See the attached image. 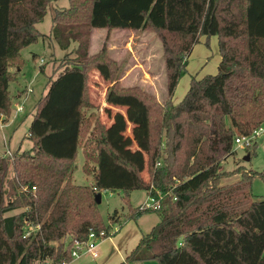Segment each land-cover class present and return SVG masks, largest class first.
I'll return each mask as SVG.
<instances>
[{
    "label": "trees",
    "instance_id": "1",
    "mask_svg": "<svg viewBox=\"0 0 264 264\" xmlns=\"http://www.w3.org/2000/svg\"><path fill=\"white\" fill-rule=\"evenodd\" d=\"M55 1L0 0V117L11 113L9 88L21 70V51L44 37L37 25ZM93 28L157 33L166 64L164 105L115 83L119 65L105 48L89 55ZM50 36L70 51L55 58L59 65L36 103L28 135L33 146L0 153V264H68L74 240H87L90 230L109 233L149 212L160 222L120 264H264V197L252 193L264 171L222 168L236 153V138L264 125V0H69L55 10ZM215 36L217 73L193 76L183 100L174 103L193 47L202 38L209 46ZM73 42L78 46L71 49ZM93 70L114 82L107 103L126 111L109 127L97 121L88 130L83 169L93 184L79 185L72 175L91 123L85 116L93 107ZM129 124L132 137L125 134ZM146 166L150 181L142 177ZM236 174L239 179L227 181ZM151 185L164 194L161 208L133 207L130 192ZM107 190L123 192L128 211L115 210L105 224L96 195ZM27 222L41 224L35 238H24Z\"/></svg>",
    "mask_w": 264,
    "mask_h": 264
},
{
    "label": "rangeland",
    "instance_id": "2",
    "mask_svg": "<svg viewBox=\"0 0 264 264\" xmlns=\"http://www.w3.org/2000/svg\"><path fill=\"white\" fill-rule=\"evenodd\" d=\"M69 6V0H56L50 7L49 12L44 20L37 26L44 34L35 44L24 48L21 51V70L16 74L17 78L10 83V94L13 97L11 105V113L4 117H0V153L7 154L11 151L13 154L17 150H29L33 143L28 139L30 126L33 121V114L36 110V103L39 102L41 96L47 90V82L49 76L53 74L59 63L55 58L64 57L70 50H63L59 47L54 38L50 36L52 18L56 9H62ZM106 36L105 31L97 30L88 32L87 43L89 55L98 54L105 48L106 55L109 59L115 61L119 65L116 72L115 83H118L125 88H139L156 98L157 102L164 105L168 99L167 93V75L164 50L162 41L153 31H137L131 37L119 34L118 31L112 32ZM82 40V39H81ZM77 42H73L71 49L76 48ZM220 53L218 49L217 37H212L209 46L202 38L200 43L196 44L189 56L188 72L179 81L178 87L173 96V102L179 103L183 100L190 86V81L193 76L199 79L207 74H215L218 71L220 63ZM41 66H44L46 74L41 72ZM15 72V69H12ZM89 99L93 105L92 109L86 111V122L91 120L90 126H85L82 134V145L79 150L72 180L79 185H92L93 177L84 172L83 165L85 158L83 155L86 140L88 139V130L92 129L97 121L109 127L113 123V116L118 113H124L126 109L109 105L107 96L114 82L104 79L101 74L93 70L89 74ZM21 93V96H19ZM22 107L21 111L18 108ZM107 109H110L112 115L109 116ZM132 125L126 131V135L132 137ZM264 128V125L262 126ZM89 139H91L89 137ZM255 146V152L252 153L246 146L234 143L235 155L230 156L222 163V168L225 171H234L242 169L244 171H264V136L257 135L252 146ZM134 149L137 145L134 144ZM14 170L11 167L9 174L10 178L14 179ZM142 177L146 181H150L148 167L142 173ZM240 174L232 175L227 181L234 182L239 179ZM252 193L255 198L264 197V181L260 177H256L253 181ZM148 191L144 189H136L130 192V203L133 207L140 206L148 197ZM102 201L98 205L99 212L105 224L109 223L110 216L115 210L120 213H127L128 208L125 203L124 193L121 191H103L101 192ZM24 208L18 209L9 213L20 214ZM128 215V214H126ZM160 222V217L155 212H149L142 215L137 221L128 218L122 222V228L117 230L123 237L116 239V245L112 246L106 240L115 237L117 232L111 228L110 238H103L104 246L108 243L112 246L107 249V254L103 260H98L101 264L104 260L112 259L117 261L119 254L126 250L128 241L133 238V234L140 236L141 231L144 234ZM123 229V230H122ZM119 233H117L119 235ZM68 242V239H67ZM122 247V248H121ZM122 249V250H121ZM100 252H103V247ZM103 255V253H102ZM101 260V261H100ZM71 263V262H70ZM97 264L91 259L74 260L73 264ZM133 263V262H132ZM69 264V263H68Z\"/></svg>",
    "mask_w": 264,
    "mask_h": 264
},
{
    "label": "built area",
    "instance_id": "3",
    "mask_svg": "<svg viewBox=\"0 0 264 264\" xmlns=\"http://www.w3.org/2000/svg\"><path fill=\"white\" fill-rule=\"evenodd\" d=\"M21 110H22V107H19L18 111H21ZM260 134L264 136V128L262 127L255 129L250 135L238 136L236 138V143L249 148L250 146L253 145L256 139V136ZM7 155H12V152L8 151ZM175 180H176V183L180 182L179 179H175ZM148 193H149L148 197L146 198L144 203L139 206V209L140 210L160 209L162 206V201L164 199V194H162L159 190H155L154 185H151ZM118 229L119 227L116 226L115 230L117 231ZM40 231H41V224L34 225V224L27 222L25 226L24 238H35L39 234ZM111 235H114V234H112L111 232L107 233L105 230H102L100 232L90 230L87 240L85 241L74 240L73 245H72L73 258H79L83 255H89L93 259H97L100 255L99 246L101 244V240L103 238L110 237Z\"/></svg>",
    "mask_w": 264,
    "mask_h": 264
},
{
    "label": "crops",
    "instance_id": "4",
    "mask_svg": "<svg viewBox=\"0 0 264 264\" xmlns=\"http://www.w3.org/2000/svg\"><path fill=\"white\" fill-rule=\"evenodd\" d=\"M38 27V26H37ZM39 29V28H38ZM51 29H52V26H51ZM97 30H101V31H105L106 32V36H108V34H109V32H108V30L107 29H100V28H93L92 29V32L93 31H97ZM115 31V33H116V31H118V33L119 34H124V36L126 35V36H129V37H131V35H133L134 33H136L137 31H134V30H128V29H115V30H113L112 32H114ZM216 37V36H215ZM217 41H218V38H217ZM218 49H219V45H218ZM220 53V52H219ZM220 57H221V54H220ZM220 61H221V59H220ZM138 207V206H137ZM122 228V226L119 228V230ZM123 230V229H122ZM152 230V229H151ZM150 230V231H151ZM117 233H119L118 231L114 234L115 235V237H113V238H111V239H107L106 241L107 242H110L111 243V245L112 246H115L116 245V239L117 238H119V237H123L125 234L123 233V234H121V232L119 233V235L117 234ZM144 235V232L143 231H141V233H140V236L138 237V239H136V236L137 235H135V234H133V238H132V240L129 242L128 241V243H127V245H126V250L125 251H122L120 254H119V259L117 260V261H112V259H106V260H104V262H102L101 264H120V263H122V262H125L126 261V258H127V256L132 252V250L137 246V244L139 243V241H140V239H141V237ZM107 238H110V237H107ZM105 241V242H106ZM105 242H103L102 244H100V246H99V253H100V255H99V257L97 258V259H93L91 256H89V255H83V256H81V257H79V258H75L74 260H84V259H91L92 261H96V263L97 264H100L99 263V259L101 258V260H103V258H104V256L107 254V249L109 248V247H111L112 248V246L108 243V246H104V243ZM100 247H101V250H102V247H103V252H100ZM122 248V247H121ZM122 250V249H121ZM102 253H103V255H102ZM74 260L71 262V263H69V264H73L74 263ZM100 260V261H101ZM85 264H87V263H85ZM128 264H158L157 263V261H154V260H148V261H138V262H131V263H128Z\"/></svg>",
    "mask_w": 264,
    "mask_h": 264
},
{
    "label": "water",
    "instance_id": "5",
    "mask_svg": "<svg viewBox=\"0 0 264 264\" xmlns=\"http://www.w3.org/2000/svg\"><path fill=\"white\" fill-rule=\"evenodd\" d=\"M101 201H102V195H101V193H98V194L96 195V202H97L98 204H100Z\"/></svg>",
    "mask_w": 264,
    "mask_h": 264
},
{
    "label": "bare ground",
    "instance_id": "6",
    "mask_svg": "<svg viewBox=\"0 0 264 264\" xmlns=\"http://www.w3.org/2000/svg\"><path fill=\"white\" fill-rule=\"evenodd\" d=\"M75 259V258H74Z\"/></svg>",
    "mask_w": 264,
    "mask_h": 264
}]
</instances>
